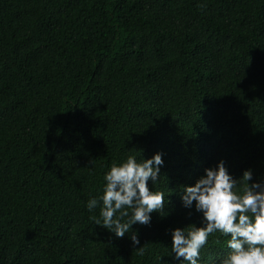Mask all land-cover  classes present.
I'll return each mask as SVG.
<instances>
[{"label": "trees", "instance_id": "obj_1", "mask_svg": "<svg viewBox=\"0 0 264 264\" xmlns=\"http://www.w3.org/2000/svg\"><path fill=\"white\" fill-rule=\"evenodd\" d=\"M157 152L164 208L133 245L87 201ZM221 160L264 180V0H0V264H187L171 230L202 214L181 194Z\"/></svg>", "mask_w": 264, "mask_h": 264}, {"label": "clouds", "instance_id": "obj_2", "mask_svg": "<svg viewBox=\"0 0 264 264\" xmlns=\"http://www.w3.org/2000/svg\"><path fill=\"white\" fill-rule=\"evenodd\" d=\"M162 154L138 160L129 155L114 163L104 173L106 182L101 194L87 201V209L99 207L96 225L107 229L116 237L130 236L133 245H139L135 233H129L134 224L147 225L153 211L162 212L165 194L150 190L148 181H158ZM250 169L244 170L239 179L233 178L219 161L215 167L204 169L194 184L185 186L181 201L185 208H195L201 213V225L175 227L171 230V252L180 262L198 264L200 249L210 234L219 231L230 236L231 250L221 264H264V180L255 181ZM249 181H252L249 183ZM243 185L237 191V184ZM251 214V215H249ZM143 255L144 249L136 247Z\"/></svg>", "mask_w": 264, "mask_h": 264}]
</instances>
